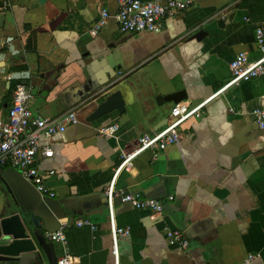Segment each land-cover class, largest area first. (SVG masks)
<instances>
[{
	"label": "crops",
	"instance_id": "crops-1",
	"mask_svg": "<svg viewBox=\"0 0 264 264\" xmlns=\"http://www.w3.org/2000/svg\"><path fill=\"white\" fill-rule=\"evenodd\" d=\"M189 1L159 32L122 33L118 0H0V115L7 116L21 82L34 87L35 113L75 109L80 120L43 140L54 156L40 168L56 171L46 178L56 197L0 165V220L28 210L40 224L35 251L0 264H57L65 250L72 264H242L249 254L257 256L250 264H264V128L251 113L264 108V73L214 97L238 53L260 57L255 32L264 29V0ZM103 8L110 18L92 36ZM199 31L207 34L191 39ZM111 84V92H122L124 111L89 119ZM178 92L190 107L209 101L180 127L177 143L143 151L117 175L115 222L130 233L119 236L116 259L107 190L123 156L170 120L176 102L159 105L157 97ZM114 123L115 137L100 134ZM130 192L162 200L164 211L122 202ZM80 219L93 225L77 226ZM61 226L65 246L47 235ZM168 229L182 231L189 247L170 245Z\"/></svg>",
	"mask_w": 264,
	"mask_h": 264
},
{
	"label": "built area",
	"instance_id": "built-area-1",
	"mask_svg": "<svg viewBox=\"0 0 264 264\" xmlns=\"http://www.w3.org/2000/svg\"><path fill=\"white\" fill-rule=\"evenodd\" d=\"M189 0H118V11L115 16L122 33H139L143 31L159 32L164 19L179 11L190 7ZM110 18L107 8L100 11V17L91 30L92 36H97ZM256 44L260 50V57L251 61L245 52L238 53L230 62L231 77L227 84L214 97L232 85L251 80L264 73V29L257 26L255 32ZM124 74H121L122 78ZM35 97L34 87L21 82L17 83L12 93V104L7 116L0 115V165L17 169L44 196L56 197V193L46 183V178L56 173L54 169L41 171L43 159L54 156V149L50 143L57 134L66 131L67 127L77 124L80 120L75 109L68 110L56 117H45L35 113L31 108V101ZM213 97V96H212ZM209 101L190 107L184 102L176 103L171 110L168 123L153 133H145L140 138L139 147L132 153L124 155L118 166L114 178L107 190L108 208L111 220V235L113 241L112 252L116 259L119 257V236L130 233L129 228L118 227L115 222L114 193L117 175L123 169L131 166L132 160L148 149L164 150L169 145L177 143L181 138L180 127L190 118L200 115L203 107ZM233 110V109H232ZM258 126L264 128V108L252 110ZM119 130L118 124L102 127L99 132L105 137H115ZM121 201L138 209H149L157 213L164 211V202L153 197H145L140 192L122 193ZM173 197L170 196L169 199ZM93 225L89 220H77V226ZM49 239L67 244L65 228L47 234ZM166 236L170 245L187 249L189 240L183 232L168 229ZM256 254H249L242 264H250ZM73 256L65 250V254L57 264H72Z\"/></svg>",
	"mask_w": 264,
	"mask_h": 264
},
{
	"label": "water",
	"instance_id": "water-1",
	"mask_svg": "<svg viewBox=\"0 0 264 264\" xmlns=\"http://www.w3.org/2000/svg\"><path fill=\"white\" fill-rule=\"evenodd\" d=\"M39 1L43 3L45 0ZM226 20V17L219 19L218 25L223 27ZM206 34L205 31H199L192 35L191 39L196 38L200 40ZM114 86L115 84H111L103 90L109 96L104 102L97 106L89 119H99L114 110H119L120 112L124 111L125 102L122 97V92L119 90L111 92V89ZM183 95L184 92H178L164 97L158 96L157 102L159 105L164 101L179 103L185 96ZM35 227L40 228L35 211L15 210L8 216L2 218L0 220V262H13L18 260L22 253L35 251L37 246L34 239L35 237L38 238V236H40Z\"/></svg>",
	"mask_w": 264,
	"mask_h": 264
}]
</instances>
